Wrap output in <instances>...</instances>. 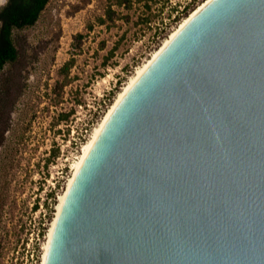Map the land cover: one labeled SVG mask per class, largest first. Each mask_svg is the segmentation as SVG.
<instances>
[{
    "label": "water",
    "instance_id": "obj_1",
    "mask_svg": "<svg viewBox=\"0 0 264 264\" xmlns=\"http://www.w3.org/2000/svg\"><path fill=\"white\" fill-rule=\"evenodd\" d=\"M44 264H264V0H210L142 72Z\"/></svg>",
    "mask_w": 264,
    "mask_h": 264
},
{
    "label": "rangeland",
    "instance_id": "obj_2",
    "mask_svg": "<svg viewBox=\"0 0 264 264\" xmlns=\"http://www.w3.org/2000/svg\"><path fill=\"white\" fill-rule=\"evenodd\" d=\"M202 1L49 0L33 26L13 31L18 55L0 71V264H41L83 146Z\"/></svg>",
    "mask_w": 264,
    "mask_h": 264
},
{
    "label": "trees",
    "instance_id": "obj_3",
    "mask_svg": "<svg viewBox=\"0 0 264 264\" xmlns=\"http://www.w3.org/2000/svg\"><path fill=\"white\" fill-rule=\"evenodd\" d=\"M48 1L6 0V3L0 8V71L6 63L14 61L18 55L14 45L13 31L33 26ZM121 2L120 4H124V6L128 4ZM111 13L112 11H107L108 19H111ZM67 66L66 63L63 70Z\"/></svg>",
    "mask_w": 264,
    "mask_h": 264
},
{
    "label": "bare ground",
    "instance_id": "obj_4",
    "mask_svg": "<svg viewBox=\"0 0 264 264\" xmlns=\"http://www.w3.org/2000/svg\"><path fill=\"white\" fill-rule=\"evenodd\" d=\"M3 0H0V3ZM210 0H203L201 3H199L194 9H192L188 15L186 17H184L179 24L174 28V30H172L170 32V34L168 35V37L162 42V44L158 47L157 50H155L153 52V54L151 55V57L141 66L139 67L134 76L132 78H130V80L125 84V86L122 88V90L118 93L117 97L115 98L114 102L111 104V106L108 108V110L106 111V113L104 114L102 120L100 121V123L98 124V126L94 129L90 139L87 141V143L83 146L82 151L80 156L78 157L77 161H75L72 165V175L69 177L68 181H67V185H66V189L64 190V192L59 196L58 199V204L56 206V212L54 215V218L51 222L49 231H48V236H47V241L44 244V249H43V255H42V260H41V264H44V259H45V254H46V250L48 247V243H49V239L52 233V228L54 225V221L58 215V212L60 211V207L63 203L66 191L68 189V187L70 186V184L72 183V180L74 178V176L76 175V173L78 172V170L80 169L85 157L87 156L89 150L91 149L93 143L95 142L96 138L98 137L102 127L104 126L105 122L107 121L108 117L110 116V114L112 113V111L114 110V108L116 107V105L120 102V100L124 97V95L128 92V90L132 87V85L137 81V79L140 77V75L142 74V72L150 65V63L153 61V59H155V57H157V55L160 53V51L169 43L170 39H172L176 33L189 21V19L191 17H193V15H195L202 7H204V5H206Z\"/></svg>",
    "mask_w": 264,
    "mask_h": 264
},
{
    "label": "flooded vegetation",
    "instance_id": "obj_5",
    "mask_svg": "<svg viewBox=\"0 0 264 264\" xmlns=\"http://www.w3.org/2000/svg\"><path fill=\"white\" fill-rule=\"evenodd\" d=\"M6 3V0H4V2L2 4H0V8H2V6Z\"/></svg>",
    "mask_w": 264,
    "mask_h": 264
}]
</instances>
